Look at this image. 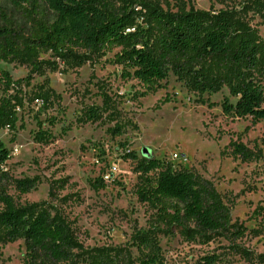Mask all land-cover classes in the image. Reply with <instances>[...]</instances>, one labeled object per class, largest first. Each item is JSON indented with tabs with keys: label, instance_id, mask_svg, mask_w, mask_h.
<instances>
[{
	"label": "rangeland",
	"instance_id": "obj_1",
	"mask_svg": "<svg viewBox=\"0 0 264 264\" xmlns=\"http://www.w3.org/2000/svg\"><path fill=\"white\" fill-rule=\"evenodd\" d=\"M136 1V9H142L139 2L154 0ZM246 1L168 0L161 6L175 11L177 4H185L216 11L240 9ZM0 6L11 11L4 0ZM258 21L256 17L252 23ZM118 49L99 52L80 65L40 53L38 59L44 62L37 71L29 63L0 61V70L12 80L27 78L19 90L24 97V107L17 109L21 119L13 128H0V140L9 149L0 193L17 206L46 203L67 224L77 249L122 248L136 257L133 235L156 225L165 264H201L210 254L218 258L213 264H261L256 258L264 254V235L249 230L264 224L253 214L264 206V121L224 112L221 103L235 101L226 86L200 94L169 72L147 91L137 79L123 76L122 66L113 60ZM44 90L50 95L46 109L34 98ZM101 92L111 108L97 121L81 120L84 107L102 104ZM3 95L0 87V98ZM115 124L121 127L118 133L111 131ZM41 129L50 131L51 138H38ZM230 142L244 145L251 158L232 154ZM128 151L136 159L155 157L172 169L189 168L209 180L232 222L247 227V233L237 239L227 232L200 236L157 224L153 210L135 194L138 172L135 160L125 156ZM25 178L36 183L28 192L16 183ZM96 179L100 184L94 186ZM244 250L248 257L242 255ZM25 253L22 239L0 242V264H28Z\"/></svg>",
	"mask_w": 264,
	"mask_h": 264
},
{
	"label": "trees",
	"instance_id": "obj_2",
	"mask_svg": "<svg viewBox=\"0 0 264 264\" xmlns=\"http://www.w3.org/2000/svg\"><path fill=\"white\" fill-rule=\"evenodd\" d=\"M4 1L12 12L0 6V61L29 63L37 71L44 62L38 59L40 53L51 52L66 63L80 65L99 52L119 48L113 60L122 66L123 76L137 79L147 91L169 72L200 94L226 86L235 101H223L224 112L264 121V0H247L240 9L216 11L194 10L185 4L171 11L161 6L168 0L139 2L142 9H136V0ZM256 17L259 21L252 23ZM26 80H12L0 70V87L5 91L0 98V128H13L21 119L17 109L24 107V97L19 90ZM11 89L13 93H8ZM101 94L102 104L84 107L81 120L97 121L111 108L110 99ZM34 96L42 100L43 109L48 108L49 92ZM120 128L115 124L111 131L118 133ZM37 136L48 140L51 133L41 129ZM227 147L236 156L251 158L239 142ZM125 156L136 162L137 199L153 210L157 224L200 236L227 232L237 239L247 233V227L232 222L229 208L209 180L189 168L172 169L170 163L155 157L136 159L131 151ZM8 158L9 149L0 140V188ZM16 183L22 192L36 184L27 178ZM95 183L100 184L99 179ZM0 201V242L22 239L28 264H165L156 225L133 235L136 257L122 248L82 250L77 249L64 220L46 203L17 206L4 193ZM253 214L264 220V206L256 207ZM253 230L264 235V224L249 232ZM249 254L242 251L246 257ZM217 259L214 254L205 255L200 263L213 264ZM256 259L264 264V254Z\"/></svg>",
	"mask_w": 264,
	"mask_h": 264
},
{
	"label": "water",
	"instance_id": "obj_3",
	"mask_svg": "<svg viewBox=\"0 0 264 264\" xmlns=\"http://www.w3.org/2000/svg\"><path fill=\"white\" fill-rule=\"evenodd\" d=\"M143 152L146 153L147 152V149H143Z\"/></svg>",
	"mask_w": 264,
	"mask_h": 264
}]
</instances>
